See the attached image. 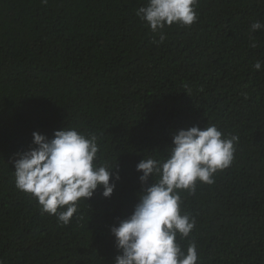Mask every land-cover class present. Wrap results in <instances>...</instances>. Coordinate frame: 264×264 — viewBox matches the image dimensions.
<instances>
[{
    "label": "trees",
    "instance_id": "1",
    "mask_svg": "<svg viewBox=\"0 0 264 264\" xmlns=\"http://www.w3.org/2000/svg\"><path fill=\"white\" fill-rule=\"evenodd\" d=\"M147 0H0V262L114 264L113 226L142 185L136 165L164 159L179 129L236 135L234 160L180 191L196 220L198 264H264V0H199L191 27L165 39L136 16ZM254 36L257 47H251ZM260 61L262 68L253 65ZM66 127L96 135L98 163L120 179L64 225L16 187L14 160Z\"/></svg>",
    "mask_w": 264,
    "mask_h": 264
},
{
    "label": "clouds",
    "instance_id": "2",
    "mask_svg": "<svg viewBox=\"0 0 264 264\" xmlns=\"http://www.w3.org/2000/svg\"><path fill=\"white\" fill-rule=\"evenodd\" d=\"M46 5L48 0H41ZM199 0H147L136 16L152 32L174 24L191 27L197 23ZM264 30L257 21L252 32ZM251 47H257L250 36ZM260 71L262 64L253 65ZM35 147L18 154L14 160L15 183L18 190L38 200L42 214L47 213L67 225L78 212L81 200H89L103 188V196L111 198L120 179L115 167L98 163L100 148L96 135H86L76 128L66 127L54 137L33 132ZM236 135L225 136L216 125L201 129L193 126L179 129L174 135L164 159L148 156L136 170L142 173L140 182L151 186L139 195L133 213L113 226L117 255L114 264H198L196 243L189 242L185 251L179 239L187 238L196 227V220L183 212L180 191L194 192L197 183L213 184L214 176L227 169L234 160ZM2 264V262H0Z\"/></svg>",
    "mask_w": 264,
    "mask_h": 264
}]
</instances>
